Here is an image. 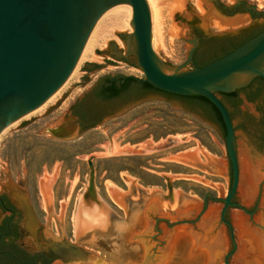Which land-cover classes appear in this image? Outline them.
<instances>
[{
  "label": "water",
  "instance_id": "95a60500",
  "mask_svg": "<svg viewBox=\"0 0 264 264\" xmlns=\"http://www.w3.org/2000/svg\"><path fill=\"white\" fill-rule=\"evenodd\" d=\"M165 1L158 0V4ZM169 1V33L184 40L183 47L186 48L185 61L177 66L161 62L152 48L147 0H0V131L40 106L63 84L77 63L95 22L107 8L115 5L130 8L128 25L132 31H113L123 45L124 54L121 55V48L112 40L106 42L105 48L95 49V53L116 60L120 56L126 57L127 62L121 61L143 71V77H132L154 88L208 99L217 109L224 126L223 129L213 109L205 112L191 107L196 114L192 115L213 127L221 138L225 156L222 152L221 157L215 158L200 150L206 158L203 163L193 148L166 158L221 174L228 184L225 197L220 184H217L219 197L206 200L205 195H210L206 192L200 201L173 189L170 183L173 178L185 177L211 184L196 175L158 173L166 180V192L163 193L156 188L136 185L135 179L121 174L127 191L105 186L110 198L124 211L125 219H119L95 194L93 166L89 161L88 182L75 214L74 242H64L58 251L63 264H264V96L261 94L246 101L239 93L238 106L228 104L231 120L217 95L242 88L256 76L264 77V29L227 53L188 69L184 64H191L192 52L197 45L193 34L200 31L209 36L232 32L246 27L248 23L243 25V22L249 17L241 13L220 14L207 6V0H197L200 13L193 9L189 0V5L185 0ZM245 1L247 7L254 10L252 3ZM208 25H227L228 28L216 33ZM220 49L209 50L201 57L208 58ZM102 60L104 64L100 66L108 62L105 58ZM95 65L92 61L84 62L81 70ZM92 71L87 70L88 73L80 77L83 82L74 83L69 89L75 84L82 85ZM66 93L41 115L58 106ZM145 100L136 101L113 116ZM187 101L181 98L180 103L171 107H190ZM34 117L22 120L16 127L25 126ZM55 121L39 132L51 134L49 129ZM66 125V122L58 121L53 131L57 135L46 137L65 138L62 132ZM57 170L58 164L47 176L42 168L38 180L47 213L43 226L49 230V219L52 218L58 237L50 235L61 239L64 238V204L59 203L55 216L50 192ZM3 171L7 172V159ZM22 172L23 179L17 174L16 179L20 180L26 193L23 167ZM233 196L236 202L231 201Z\"/></svg>",
  "mask_w": 264,
  "mask_h": 264
},
{
  "label": "rangeland",
  "instance_id": "374dc122",
  "mask_svg": "<svg viewBox=\"0 0 264 264\" xmlns=\"http://www.w3.org/2000/svg\"><path fill=\"white\" fill-rule=\"evenodd\" d=\"M223 1L233 2V0ZM248 1L252 3L254 10L264 12V0ZM147 2L151 17V45L156 56L161 62H167L172 66L182 64L185 61L186 48L183 47L185 41L177 38L174 33H169L171 18L168 16V5L170 1L166 0L162 4H158V0H147ZM185 2L189 5L187 0ZM189 2L193 9L200 13L196 0H189ZM128 21L127 26H129ZM248 21L249 19L244 21L243 25ZM208 28L217 33L228 27L227 25L219 27L208 25ZM106 29L107 35L100 38L96 46L93 47L94 58L91 55L92 59L86 58L79 63L76 75L60 89L55 99L47 103L41 111H32L22 117L11 127L8 134L0 139V171H3V166L6 167V159L7 172L15 178L17 174L20 179H23L22 167L25 169L26 193L29 199L36 204L43 225L46 222L47 213L43 208L38 177L42 174V168L46 175L50 176L58 164L57 175L50 184L52 212L57 216L59 203L64 204L62 212L63 236L65 239H72V241L75 239L74 222L78 200L84 191V185L88 182V158H91L93 166L95 194L119 219H125L124 211L110 198L105 186H114L127 191L128 186L121 174L135 179L136 185L143 188H156L163 193L166 192V180L158 173L196 175L211 184L208 185L185 177L173 178L170 183L173 189H178L188 196H194L200 201L203 200V195L206 192L213 198L219 197L217 184H220L223 189V197L226 196L228 189V184L221 174L210 173L199 167L188 165V163L184 164L181 161L166 158L176 154L174 152L178 150L182 152L193 148L197 149V157L200 155L205 159L200 152L202 150L212 157L219 158L222 152L223 157L225 156V148L223 141L209 124L181 109L173 108L167 102L159 99L139 102L122 113L105 119L96 128L88 129L79 137L71 140L49 138L51 137L50 133L39 132L48 123L56 120L70 101L88 89L97 77L116 72L143 77L142 70L115 59V63L119 64L118 67H102L99 71H92L87 76L88 80L82 85L75 84L69 89L72 84L83 82L80 77L88 73L87 70H81L84 62L92 61L100 65L104 64L102 60L104 55H99L94 50L105 48L107 41L115 42L116 46L121 48V55L124 54L123 47L118 43L120 39L113 31L131 32V28L108 26ZM184 66L190 68V65L188 66L186 63ZM63 93L66 94L62 97L59 105L49 113L41 115ZM30 117L34 118L28 121L25 126L16 127L22 120H29ZM211 136L221 146L222 151ZM146 142L151 144L152 149L142 151L133 148L131 152H127V148L135 145L138 147ZM153 142L158 145L154 146ZM113 148H117L118 151L112 152ZM205 162L206 160L203 163ZM49 231L58 237L52 218L49 219Z\"/></svg>",
  "mask_w": 264,
  "mask_h": 264
},
{
  "label": "flooded vegetation",
  "instance_id": "af4514ba",
  "mask_svg": "<svg viewBox=\"0 0 264 264\" xmlns=\"http://www.w3.org/2000/svg\"><path fill=\"white\" fill-rule=\"evenodd\" d=\"M207 3V6L226 16L236 13L247 14L249 17L248 25L232 32L209 36L202 35L200 31L193 34V37L197 38V45L192 52L193 61L190 68L194 65H203L227 53L264 29V14L247 7L245 0H233L231 3L223 0H207ZM219 47L221 49L210 57H201L207 51ZM103 57L108 60L104 66L96 63L91 69H85L99 71L102 67H118L115 64V59ZM118 60L128 61L124 56H120ZM124 76L131 75L116 72L95 79L89 89L70 101L50 127L51 134L57 135L53 131L58 121H63L67 124L62 132L65 138L58 139L67 141L77 138L86 130L102 124L104 118H111L116 112L132 103L145 99H159L173 105L180 103L181 98H185L188 99L187 104L190 106L181 108L185 113L196 115L195 110L191 107L201 108L205 112L210 111L211 108L219 116L217 109L208 99L166 95L162 92L163 90L154 88L144 81L127 80ZM239 93L243 95L246 101L253 100L255 97L258 98L261 94L264 96V77L256 76L249 84L231 93H217L231 120L232 116L228 104L237 107L240 101ZM89 161L91 162V158L88 159L87 164ZM228 171L231 179L230 164ZM205 197L206 200L212 198L208 194ZM231 201L236 202L234 196ZM38 213L36 204L26 195L20 180L6 171H0V264H52V262L63 264L58 251L64 242L74 241L65 238H52L49 230L44 228Z\"/></svg>",
  "mask_w": 264,
  "mask_h": 264
},
{
  "label": "bare ground",
  "instance_id": "6f19581e",
  "mask_svg": "<svg viewBox=\"0 0 264 264\" xmlns=\"http://www.w3.org/2000/svg\"><path fill=\"white\" fill-rule=\"evenodd\" d=\"M196 5L198 7L197 4V0H196ZM198 9H200L198 7ZM130 19V8L125 6V5H115V6H111L109 8H107L97 19V21L95 22L89 36L87 37V40L85 41V44L83 46V49L81 51V54L78 58L77 63L75 64V66L73 67L71 73L69 74V76L67 77V79L63 82V84L46 100L44 101L40 106H38L37 108H35L32 111H41L49 102H52L56 95L59 93L60 89L66 85V83L74 76L76 75L75 73L77 72V68L79 66V63L86 58H90V56L92 55V51H93V47L96 46V44L98 43L99 39L102 37H105L106 34V28L108 26H122V27H126L129 28V26H127V21ZM131 30V29H130ZM118 43L120 44L121 47H123L121 41L119 40ZM93 57V55H92ZM94 58V57H93ZM92 59V58H90ZM30 111V112H32ZM29 113V112H28ZM28 113L24 114L23 116L19 117L18 119H16L15 121L9 123L8 125H6L1 131H0V139H2L6 134H8L9 130L11 129L12 126H14L22 117H25L28 115ZM114 151H118L117 148L113 149ZM129 150V149H128ZM197 150V149H196Z\"/></svg>",
  "mask_w": 264,
  "mask_h": 264
},
{
  "label": "crops",
  "instance_id": "0c3cea01",
  "mask_svg": "<svg viewBox=\"0 0 264 264\" xmlns=\"http://www.w3.org/2000/svg\"><path fill=\"white\" fill-rule=\"evenodd\" d=\"M152 144H154V146H156V145H158L156 142H153ZM133 148H137V150H142V151H147L148 149H152L151 148V144L150 143H148V142H146V143H143L142 145H140V146H134V147H129V148H127V152L128 151H132L133 150ZM114 149V148H113ZM128 149H130V150H128ZM112 150V149H111ZM112 152H116V151H112ZM180 151L178 150L177 152H176V154L177 153H179ZM199 161L200 162H204L205 160H206V158L204 159L203 157H201L200 155H199ZM184 164H187V163H185V162H183ZM188 165H191V164H188ZM192 166V165H191Z\"/></svg>",
  "mask_w": 264,
  "mask_h": 264
},
{
  "label": "trees",
  "instance_id": "16d2710c",
  "mask_svg": "<svg viewBox=\"0 0 264 264\" xmlns=\"http://www.w3.org/2000/svg\"><path fill=\"white\" fill-rule=\"evenodd\" d=\"M124 78H126L127 80H131V81H134V78L132 77V76H124ZM235 91V90H234ZM162 92H164L166 95L167 94H171V95H177L178 96V94H174V93H170V92H166V91H162ZM233 92V91H232ZM231 93V92H230ZM179 96H187V95H179ZM190 97H196V98H199V99H205L206 100V98H204V97H202V96H199V95H190ZM213 106V105H212ZM214 107V106H213ZM215 108V107H214ZM219 120H220V122H221V124H222V126H223V123H222V120H221V118H220V115H219ZM223 129H224V126H223Z\"/></svg>",
  "mask_w": 264,
  "mask_h": 264
}]
</instances>
